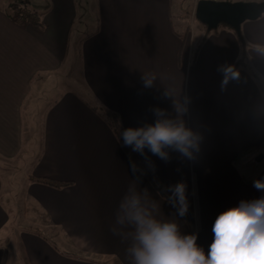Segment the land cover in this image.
<instances>
[{
  "label": "crops",
  "instance_id": "obj_1",
  "mask_svg": "<svg viewBox=\"0 0 264 264\" xmlns=\"http://www.w3.org/2000/svg\"><path fill=\"white\" fill-rule=\"evenodd\" d=\"M10 1L0 2V170L6 172L15 161L29 167L18 207L25 213L22 222L36 228L21 236V261L135 264L128 252L137 244L135 225L117 223L124 215L121 203L133 196L152 218L175 223L181 236L195 235L196 246L208 258L216 218L241 201L264 197L253 187L254 180L264 182V166L255 165L250 156L264 143V93L249 71L253 65L264 79V53L249 48L246 66L237 69L241 49L236 35L222 29L198 41L201 27L189 30L183 16L176 23L172 0H22L46 24L44 33L13 23L6 15ZM77 23L92 26L77 36L72 48L70 36ZM250 26L246 33L252 28L261 33L264 23ZM240 35L250 47V36L241 29ZM71 56L79 60L89 99L54 87L57 98L40 124L39 141L36 120L29 122L25 135L26 100L38 96L49 79L63 77L59 74ZM220 66L239 73L223 88ZM153 75L151 87H145L144 80ZM101 107L115 112L124 129L167 120L193 134L198 150L189 149L192 159L174 147L162 149L167 160L147 148L144 155L137 152L171 194L176 184H185V217L136 166L133 170ZM155 109L163 115L157 116ZM34 141L35 151L30 146ZM37 178L71 184L56 188ZM13 223L11 208L0 202V245ZM56 239L59 246L52 244ZM7 260L0 246V264Z\"/></svg>",
  "mask_w": 264,
  "mask_h": 264
},
{
  "label": "clouds",
  "instance_id": "obj_2",
  "mask_svg": "<svg viewBox=\"0 0 264 264\" xmlns=\"http://www.w3.org/2000/svg\"><path fill=\"white\" fill-rule=\"evenodd\" d=\"M218 71L223 74L222 88L229 79L239 76L232 66H220ZM153 79L154 75L152 79H145V87H151ZM154 112L157 116L163 115L162 110L155 109ZM121 137L123 145L131 147L133 152L144 155L147 148L164 160L168 159L167 153L162 150L165 147H174L189 159H192L189 149L198 150L190 131L182 124L174 125L167 120H157L154 125L145 127H129L123 130ZM185 187V184L178 183L170 189L180 205V216L187 211ZM253 187L264 192L261 180H254ZM120 208L124 215L117 217V223L123 224L128 220L136 228L137 244L128 249L135 264H264V197L251 202L241 201L238 207L230 208L216 218L208 258L196 246L195 235L181 236L175 223H161L152 218L146 208L140 207L139 197H125ZM111 231L113 235L118 234L115 228Z\"/></svg>",
  "mask_w": 264,
  "mask_h": 264
},
{
  "label": "rangeland",
  "instance_id": "obj_3",
  "mask_svg": "<svg viewBox=\"0 0 264 264\" xmlns=\"http://www.w3.org/2000/svg\"><path fill=\"white\" fill-rule=\"evenodd\" d=\"M12 1V0H11ZM199 0H172L173 7H172V16L173 19L176 20L181 16L184 18V22H186L187 28L190 30L197 29L198 27H201L198 23L195 22V7ZM218 1V0H217ZM242 2H261L263 0H241ZM2 3V0H0ZM36 2V1H31ZM88 6V4H86ZM85 5V6H86ZM86 6V7H87ZM85 18V17H84ZM197 21V20H196ZM79 23V22H78ZM75 24L73 28L72 35L70 36L71 42L70 46L78 40L76 39L77 36H82L83 34L87 33L90 27H84L81 24ZM260 23H264V14L258 18L255 21H245L242 23L240 29L242 32L250 38H251V44L250 47L252 52L262 51L264 49V27L260 28L262 30L261 33H257V31L252 28L248 33H246V27L248 25H257ZM259 30V31H260ZM258 31V32H259ZM200 36L202 35L199 31L197 32ZM192 37L191 35L189 36ZM197 38L196 31L194 32V39ZM248 48V49H249ZM249 51V50H248ZM247 51V52H248ZM264 53V51H262ZM72 57V56H71ZM75 57L68 58L66 65L64 66L63 72L59 74V76L63 77H54L48 80V83L45 84V87H41V93L38 94V96H35L32 94L25 102L22 112V117L24 120V127H25V135L28 132V124L31 121H38V141L41 137V125L43 123V119L45 117V113L47 109L50 107V105L54 102V100L57 98L56 94L54 93V90H56L54 87H57L59 90H67L69 93H74L82 98H88L89 96L86 93L85 89L83 88V82L80 76V69H79V60L76 57L75 63L74 61ZM245 62V61H244ZM72 67V68H71ZM68 70V72H67ZM249 71L252 75V77L256 80L260 88L263 90L264 93V79L261 77L260 73L255 70V67L253 65L249 66ZM67 72V73H66ZM24 141L27 142V136L24 137ZM37 145L38 149V142H31L32 150L35 151ZM263 155V159L260 162H255V158L259 155ZM251 161L255 162V165L264 166V150L262 152H256L254 154H250ZM8 170H5L6 172H3L0 170V180H1V191H0V202L3 205H7L9 208H11V212L14 215V218L16 219V223L11 224L10 226L6 228L2 240L5 243H1V248L4 250L5 253H8V264H24L21 259L24 258V252L20 243L21 236L25 237L29 233L30 228H36V225L33 223H24L22 222L25 220L23 216L25 213L20 214V208L18 207L22 200V195L25 190V181L24 178L26 177V170H29V167H20V162H9L8 163ZM14 204V206H10L11 204ZM23 218V219H21ZM18 224V225H17ZM39 231V230H38ZM41 234L46 235V231L44 229L40 228ZM49 234H54V231H49ZM1 240V241H2ZM61 241L59 240H52V244H55L59 246ZM60 247L59 249H61ZM64 252H67L66 248L63 249ZM70 252V251H69ZM113 260V259H112Z\"/></svg>",
  "mask_w": 264,
  "mask_h": 264
},
{
  "label": "trees",
  "instance_id": "obj_4",
  "mask_svg": "<svg viewBox=\"0 0 264 264\" xmlns=\"http://www.w3.org/2000/svg\"><path fill=\"white\" fill-rule=\"evenodd\" d=\"M219 1L237 2L241 0H219ZM6 15L8 18H10V20L13 23L17 24L20 27L23 28L31 27L39 33H44L46 31V24L42 21L41 17L38 14L31 12L22 0L10 1L6 7ZM195 22L198 23L202 29V35L198 41H204L205 39H207L212 35H217L218 32L222 29H228L232 31L236 35L241 49L240 58L236 63V68L239 69L240 67L243 68L246 66L244 61H246V55L249 46L242 38V36L240 34H237L232 27H230L227 24L221 23L218 25L216 29L208 30L205 25L196 21V18H195ZM199 45L200 43H198L196 47H199ZM101 113L102 115H104V118L107 121L117 143L119 144V146L121 147L122 151L127 156V158L133 163V165H135L140 170V172L150 183L152 188L158 193V195L162 199L169 202L172 205V207L178 212L180 205L178 204L176 198L173 197V195L164 187V185L161 183V181L155 174L152 167L146 161L142 160L138 156L137 152H133L131 147H125L123 145L121 133L123 132L124 128L121 124L118 115L115 112H112L105 107H101ZM256 148L259 149L257 152L263 153L264 143ZM249 150L250 149H247L246 151H244V153L248 152ZM36 181H39L43 184L53 186L56 188L68 186L69 184H71V182L69 181L61 182L49 178H37ZM183 217H185V215Z\"/></svg>",
  "mask_w": 264,
  "mask_h": 264
},
{
  "label": "water",
  "instance_id": "obj_5",
  "mask_svg": "<svg viewBox=\"0 0 264 264\" xmlns=\"http://www.w3.org/2000/svg\"><path fill=\"white\" fill-rule=\"evenodd\" d=\"M264 14V0L261 2H227L199 0L195 7L196 20L208 30L216 29L224 23L240 34V26L245 21H255ZM263 155L259 154L255 162H260Z\"/></svg>",
  "mask_w": 264,
  "mask_h": 264
}]
</instances>
